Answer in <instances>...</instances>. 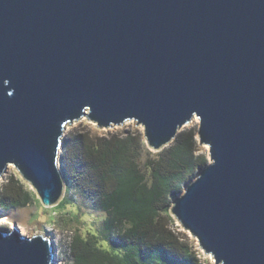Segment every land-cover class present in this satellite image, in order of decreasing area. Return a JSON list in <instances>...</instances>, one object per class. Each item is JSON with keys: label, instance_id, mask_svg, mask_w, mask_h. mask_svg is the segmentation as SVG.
<instances>
[{"label": "water", "instance_id": "water-1", "mask_svg": "<svg viewBox=\"0 0 264 264\" xmlns=\"http://www.w3.org/2000/svg\"><path fill=\"white\" fill-rule=\"evenodd\" d=\"M82 118L134 121L156 153L198 119L209 156L169 211L214 264H264V0H0V179L56 206ZM54 262L0 228V264Z\"/></svg>", "mask_w": 264, "mask_h": 264}, {"label": "trees", "instance_id": "trees-1", "mask_svg": "<svg viewBox=\"0 0 264 264\" xmlns=\"http://www.w3.org/2000/svg\"><path fill=\"white\" fill-rule=\"evenodd\" d=\"M194 136L192 129H183L170 145L151 154L137 130L105 136L77 130L67 135L60 162L68 187L57 206L79 210L68 196L74 190L103 215L95 232L76 233L71 239V264H207L173 229L168 216L173 198L206 164ZM32 199L10 177L0 190V209L25 208Z\"/></svg>", "mask_w": 264, "mask_h": 264}, {"label": "rangeland", "instance_id": "rangeland-1", "mask_svg": "<svg viewBox=\"0 0 264 264\" xmlns=\"http://www.w3.org/2000/svg\"><path fill=\"white\" fill-rule=\"evenodd\" d=\"M136 125L137 123L134 121H127L121 126H114L109 130H100L97 129V126L94 123L88 122L82 118L70 127H68V125L66 126L62 139L64 141L68 134L77 130H84L91 135L96 136L124 135L125 133L127 134L131 131L137 130L142 136L146 151H149L151 154H155L156 152L149 150L146 145L145 139L143 137V128L141 126L136 127ZM183 129H192L194 131V140L196 142V146L201 150V153L203 154L206 161L209 156L208 148L206 146L199 145V139L197 135L198 119L193 118V120ZM61 151L62 148L59 152L57 164L62 172L60 162ZM146 158L147 155L145 152H143L141 157L142 162H144ZM10 177L18 179L25 190H27L32 195L33 199L31 203L25 208L11 211H4L0 209V228L10 231L12 228L17 227L23 236L29 238L38 234L46 236V238L51 240L55 248L54 264H71L68 257V246L71 239L76 233L84 235L89 231L95 232L97 227L100 225V221L103 219V215L93 210L91 208V203L80 197V195L74 190H71L68 193V196L74 200L75 204L79 207V210H76L69 205L65 207L57 206L59 203L52 208H44L31 186L21 178L14 167L10 168L0 179V190L2 186L6 184L8 179H10ZM64 182L65 191L62 199L65 197L66 189L68 187L67 182L65 180ZM183 192L184 188L179 195H181ZM75 214L77 215L76 218ZM168 216L172 219L173 229H176L177 232L186 237L189 244L192 246V249L197 254V257L202 262L206 261L207 264H214L213 260L209 256H206L201 252L196 240L191 237L187 231L182 229L180 224L171 215L170 211H168Z\"/></svg>", "mask_w": 264, "mask_h": 264}, {"label": "bare ground", "instance_id": "bare-ground-1", "mask_svg": "<svg viewBox=\"0 0 264 264\" xmlns=\"http://www.w3.org/2000/svg\"><path fill=\"white\" fill-rule=\"evenodd\" d=\"M55 263V262H54Z\"/></svg>", "mask_w": 264, "mask_h": 264}]
</instances>
